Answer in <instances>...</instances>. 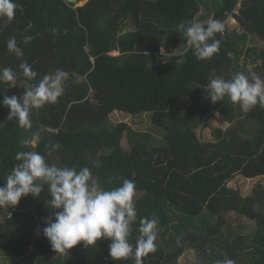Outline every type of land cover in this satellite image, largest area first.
I'll use <instances>...</instances> for the list:
<instances>
[{"label":"trees","instance_id":"16d2710c","mask_svg":"<svg viewBox=\"0 0 264 264\" xmlns=\"http://www.w3.org/2000/svg\"><path fill=\"white\" fill-rule=\"evenodd\" d=\"M14 2L21 8L11 22L0 18V69L11 67L17 81L14 88L0 82V101L5 95L22 99L28 87L57 69L67 77L56 103L31 109L30 128L6 119L9 110L0 103V184L20 163L16 154L29 151L57 167H88L101 190L134 180V250L140 221L158 218L156 250L141 258L143 264H180L189 250L195 254L190 264H264V184L255 183L244 196L228 184L236 175L264 176V107L244 113L227 96L215 104L206 99L213 78L231 79L237 72L250 78L255 72L264 79V47L248 49L250 69L238 64L247 40H264V0ZM230 15L239 28L226 26L215 34L220 48L208 60H198L176 29L181 20L206 23L210 16L224 24ZM128 23L133 29H124ZM26 35L33 37L27 45ZM11 37L22 58L8 51ZM160 47L182 52L180 61L161 63ZM23 61L37 72L35 79L23 76ZM214 110L234 128H215L214 139L203 140L196 127ZM114 111L150 114L164 142L153 144L151 134L134 132L126 122L113 124ZM49 198L45 185L39 197L0 207V255L14 264H135L134 256L111 259L107 240L89 247L81 242L68 255L55 253L42 234L43 219L53 214L45 203ZM231 213L254 222V230L234 228Z\"/></svg>","mask_w":264,"mask_h":264},{"label":"clouds","instance_id":"9594fccd","mask_svg":"<svg viewBox=\"0 0 264 264\" xmlns=\"http://www.w3.org/2000/svg\"><path fill=\"white\" fill-rule=\"evenodd\" d=\"M20 8L14 0H0V18L11 22ZM30 28L31 24L25 31ZM176 29L186 37L189 48L198 60L211 59L219 51L221 41L215 38V34L223 32L224 24L221 21L209 19L202 23L181 20ZM51 31L56 34V29ZM32 39V36L26 35L22 43L27 45ZM7 49L17 58L23 57V50L17 45L15 37L7 41ZM158 56L161 63H167L173 57L172 52L166 51L164 47H160ZM19 67L28 80L37 76L27 61H23ZM66 77L64 71L57 69L24 91L22 99L16 95H5L0 103L9 110L6 119H16L19 127L30 128L31 109L56 103L63 93ZM16 81L17 73L11 67L0 69V82L14 88ZM226 96L230 102L238 104L244 113L257 105L264 107V79L255 72L250 73V78L237 72L231 79L217 77L210 80L206 99L215 104ZM15 159L20 163L12 168L5 182L0 184V207L15 206L22 197L29 195L39 197L46 185L50 198L45 203L53 214L43 219L45 226L42 234L55 253L68 255V250L81 242L83 247H89L102 240L110 241L108 256L114 260L134 256L135 264H143L141 258L155 252L158 226L155 216L140 221L141 235L136 241L135 250L129 242L131 224L137 216L134 180L126 179L119 187L101 190L88 167L77 170L75 167L50 165L36 151L18 152ZM222 264L235 262L225 259Z\"/></svg>","mask_w":264,"mask_h":264},{"label":"rangeland","instance_id":"374dc122","mask_svg":"<svg viewBox=\"0 0 264 264\" xmlns=\"http://www.w3.org/2000/svg\"><path fill=\"white\" fill-rule=\"evenodd\" d=\"M86 0H73L75 2V6L81 5ZM202 21V15L198 17ZM210 19V16L203 20L204 22H207ZM198 21V20H197ZM232 29V28H239V24L236 22V20L230 15L224 23V27ZM133 26H131L129 23L124 26V29H130ZM133 29V28H132ZM264 47V40H247L245 47L242 48V52L239 54L238 58V64L243 65L245 64L247 69H250L253 67V63H251V58L253 57V51L249 52V48H255L256 50H259L260 48ZM159 53V52H158ZM117 54V53H116ZM182 52L175 51L172 53V56L167 63H172L173 61L177 60L180 61ZM159 58V57H158ZM160 59V58H159ZM167 59V58H166ZM29 87L27 88V90ZM26 90V91H27ZM23 98V97H22ZM110 120L113 122V124L118 122H126L130 125L132 130L134 132L138 133H149L152 136L153 144L159 145L164 142L163 139V133L160 129H157L150 121V114H140V115H129L120 111H114L110 114ZM234 128V124L230 125L229 122H227L223 116L222 113H220L217 110H214L213 113L207 117H205L196 127L197 134L201 139L203 140H213L214 134L212 133L213 129L219 128L223 132L229 128ZM32 144H35V140H32ZM122 145L124 149H127L128 142H127V136L124 135L122 139ZM261 182L264 184V176L263 177H256V178H245L243 176L236 175L233 179H231L228 184L234 188H237L240 193L244 196L251 193V190L255 183ZM135 198V196H134ZM135 203V202H134ZM233 221V227L234 228H240L242 231H253L255 228V224L252 221H248L246 218L237 216L233 213H231L230 217ZM30 252L32 251V247H30ZM4 260L5 262L9 261L10 264H14L15 260L4 258L2 255H0V261ZM195 261V254L193 250L186 251L182 256L179 258L180 264H190Z\"/></svg>","mask_w":264,"mask_h":264},{"label":"water","instance_id":"95a60500","mask_svg":"<svg viewBox=\"0 0 264 264\" xmlns=\"http://www.w3.org/2000/svg\"><path fill=\"white\" fill-rule=\"evenodd\" d=\"M69 2H73V0H68ZM82 5V4H81ZM77 6H80V4L79 5H77Z\"/></svg>","mask_w":264,"mask_h":264}]
</instances>
